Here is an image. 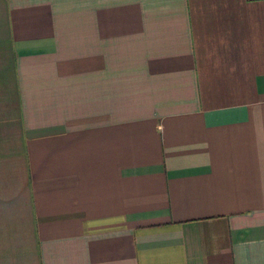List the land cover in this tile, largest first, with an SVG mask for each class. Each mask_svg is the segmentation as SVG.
<instances>
[{"label": "crops", "instance_id": "0c3cea01", "mask_svg": "<svg viewBox=\"0 0 264 264\" xmlns=\"http://www.w3.org/2000/svg\"><path fill=\"white\" fill-rule=\"evenodd\" d=\"M0 264H264V0H0Z\"/></svg>", "mask_w": 264, "mask_h": 264}]
</instances>
